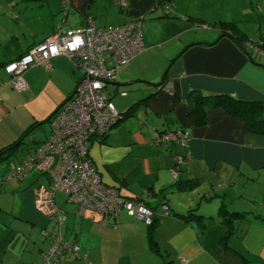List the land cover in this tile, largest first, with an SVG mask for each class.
Masks as SVG:
<instances>
[{"label": "crops", "instance_id": "crops-1", "mask_svg": "<svg viewBox=\"0 0 264 264\" xmlns=\"http://www.w3.org/2000/svg\"><path fill=\"white\" fill-rule=\"evenodd\" d=\"M166 1L127 0L128 4L122 6L118 0H70L66 29L83 28L90 18L98 26L141 21L145 48L117 69L115 78L107 84L111 90L106 86L108 95L112 100L120 90L130 95L119 110L134 104L129 114L135 109L143 111L140 122L147 124L151 134L150 125L156 132L183 128L188 138L185 144H154L153 139H146L142 143L148 152L142 155L135 149L141 139H124L122 143L127 142L132 149L108 163L107 172L97 165L92 149L96 143L111 142L116 135L111 128L103 136H93L89 154L102 180L151 205L158 221L150 238L149 225L125 210L119 220L112 218L109 222L102 221L94 210L78 211L63 233L80 249L64 253L60 264H184L181 258H186L187 264H264V203H259L264 201V190L259 192L261 186L250 185L264 184V132L252 129L247 118L249 104L264 103V49L260 41H248L240 26L230 27L232 30L223 27L226 22L244 20L242 12H248V7L264 17V0H196L192 9L186 6H192L193 0H187V4L186 0H170L175 8L173 15L164 14ZM50 2L0 0V150L22 136L16 147L4 152L24 145L14 161L50 136L49 118L83 75L69 56L58 55L50 59V67L35 65L25 70L27 86L19 89L5 68L7 62L55 30L62 18V4L59 8L58 0L52 1L57 4L48 14L45 7ZM161 82H171V89L159 88ZM229 96L242 100L240 114L230 111L234 107ZM129 131L125 124L117 130L122 134ZM188 152L191 158L174 177L172 167L177 155ZM32 171L37 175L21 182L26 199L20 214L31 226L44 229L53 219L37 207L36 183L46 177L48 184L49 178L41 171ZM239 182L250 190L247 197L252 203L231 200L229 186L234 194H242L235 188ZM215 185L224 186L225 194ZM164 200L167 214L159 208ZM224 208L246 211L247 217L231 220ZM231 226L233 233L223 239ZM49 245L46 237L43 242H28L18 260L6 261L2 255L0 264H42Z\"/></svg>", "mask_w": 264, "mask_h": 264}, {"label": "built area", "instance_id": "built-area-1", "mask_svg": "<svg viewBox=\"0 0 264 264\" xmlns=\"http://www.w3.org/2000/svg\"><path fill=\"white\" fill-rule=\"evenodd\" d=\"M118 1L122 6L128 4L127 0ZM61 4L63 16L52 34L5 64L13 85L19 89L27 86L23 76L26 69L35 65L50 67V59L54 56H69L83 72L70 96L52 114L50 136L27 149L2 179L21 178L32 170L48 175V184L36 189V204L46 216L56 219L59 226L43 229L44 235L50 238V245L43 253L42 264H60L64 253L80 249L62 232L67 214L57 201V190L64 191L67 201L77 202L80 213L94 210L104 222L112 218L119 220L122 210L147 224L157 216L156 210L144 200L125 195L116 186L106 184L89 154V140L105 135L123 116L108 95L106 86L115 78L120 66L145 48L142 23L136 19L115 26H98L90 18L83 28L66 29L70 0H61ZM163 9L164 13H171L173 2L166 1ZM109 57L113 58L111 63ZM170 85L171 82L162 83L159 88L170 90ZM187 138L188 133L178 128L158 131L155 142L185 144ZM191 156V152L177 155L176 165L172 167L174 177ZM162 207L164 213H169L166 200ZM181 261L188 263L186 258Z\"/></svg>", "mask_w": 264, "mask_h": 264}, {"label": "rangeland", "instance_id": "rangeland-1", "mask_svg": "<svg viewBox=\"0 0 264 264\" xmlns=\"http://www.w3.org/2000/svg\"><path fill=\"white\" fill-rule=\"evenodd\" d=\"M52 1L54 0H51L50 4L46 5L45 7L46 8L45 10L46 12H48V14H50V8L52 6L55 8L57 4L55 2L52 3ZM187 3L188 1L186 0L185 4ZM196 3H197L196 0H193L192 6L190 7L186 6L187 9L188 8L192 9L196 5ZM58 6L59 8L61 7V0H58ZM240 7L242 8V6ZM247 10L248 12L246 13L244 11L242 12L244 14L243 16H241V18L244 17V20L238 21L236 25L238 24V26L244 29V31L247 33L248 37L250 38V40L248 41L255 42V43L260 41L261 43L260 48L264 49V17H260V15L256 13V11H253L252 8L250 7H248ZM60 12L62 13V16H63V11L61 8H60ZM174 12H175V8H173L170 14L173 15ZM257 14H258V17H257ZM7 24L13 25V23L10 21H8ZM203 25L205 27H209L208 24H203ZM142 29L143 31H145L144 25ZM237 33L239 35L240 31H237ZM247 44L249 46H252L251 43L249 42H247ZM112 61H113V58L109 57L108 62L111 63ZM34 68L35 67H32L30 69H34ZM124 86L127 87V85H122L120 87H124ZM107 89L111 90L109 86H107ZM124 89H127V93L129 92L128 88H124ZM121 91L122 90L116 93L113 97L114 99L113 101L115 102L118 110H119V106L124 105L125 103H127V101L130 100V95L128 94L123 95L124 92H121ZM119 111L122 112L123 116L119 119V121L116 124H114L111 127L112 132L116 135L114 139L111 142H109L111 144H109L108 142L96 143L97 144L96 148L93 146V149H92L93 154H95V157H96L97 165L100 166L102 169L106 170L107 172H110L108 163H111L114 160L120 158L123 154L127 155L129 153V150L132 149L131 148L132 146L127 144V142H125L126 144L122 143L124 139H128L130 141H132L131 138H135L137 141H139L138 139H141L139 142L135 144L136 146L135 149L138 155H142L141 154L142 152L144 153L148 152L147 148L144 147V143L142 142H145L146 139L147 141L151 142V140L153 139V143L155 144V141L157 138V132L156 130H154L153 126L151 127L150 125V128L152 129L151 131H153L151 134V132H149V128L147 124L146 123L141 124L140 119L143 118L142 117L143 111H137L135 109L133 113L126 114V115L124 114V111L122 110H119ZM121 124H125L126 127L130 129V131L126 134L117 132ZM142 126H144L145 129L141 128ZM167 130H172V129H167ZM139 134H142L143 138H138ZM163 142H166V141H163ZM23 146L24 145H22L21 148L16 149V151H13L7 154L5 153L3 155V159H0V204L3 205V207L0 205V257L2 255L5 256L6 261L9 259H13V258L18 260L21 255V250H24V246L26 245V243L30 242V245H31L32 241L36 239L38 241L43 242V238L46 237L44 235L43 229H41L38 226H31V223L21 218V214H20V211L23 209L25 205V199H26V194H25L24 189L21 187L22 185L21 182H23L25 178H27L28 180L29 177L36 176L37 175L36 171H30L29 174L24 176L22 179L18 177H13L5 181L2 180L4 177V174L9 172L11 170V167L15 164L14 158L16 157V155L21 154V150ZM140 157L142 160L144 161L146 160V163L148 162L145 156H140ZM36 184L38 186L47 184V178L45 177L44 179L41 180L40 183L37 182ZM250 185L256 188L258 185L261 186L262 188L258 187L259 192L264 190V187H263L264 184L251 182ZM223 188L224 186H217V191L220 192L221 194H225V190ZM235 188L238 190H242V194H239V193L234 194L236 192H233L231 190V187L229 186L230 192L233 193L232 196L234 197V198L231 197V200L233 199V201L244 203L246 205L248 204L247 202L252 203V201L247 197L249 196L248 192H250V190L246 188V185L243 186V184L239 182V183H236ZM231 193H228V195L230 196ZM56 198H57L59 205L61 207L63 206L66 209L65 213L67 214V218L61 226L62 232L65 233L67 232V227H68L67 222H69L73 214L78 212L79 204L77 202L67 201L66 195L64 191L62 190H57ZM230 203H231L230 205H232L234 202L233 203L230 202ZM259 203H264V201L260 200ZM160 207H162V203L159 205V208ZM55 226H59V224L57 223L56 219H53V223L50 224V226L46 229H51ZM46 238H49V237H46Z\"/></svg>", "mask_w": 264, "mask_h": 264}, {"label": "trees", "instance_id": "trees-1", "mask_svg": "<svg viewBox=\"0 0 264 264\" xmlns=\"http://www.w3.org/2000/svg\"><path fill=\"white\" fill-rule=\"evenodd\" d=\"M166 15H170V13H164ZM236 25V22H226L223 27L227 28V27H233V29H235ZM238 25V24H237ZM232 30V28H230ZM229 33V32H228ZM229 34H232V33H229ZM236 40L240 41L237 37H235ZM162 84V82H161ZM159 84V85H161ZM229 101H231V104L234 108H230V111H232L233 113H237V114H240L239 113V105L241 103L242 100H239V99H235L231 96H229ZM225 102V100H224ZM225 105L228 106L229 103L228 102H225ZM249 105H252V106H249L248 107V116L247 118L249 117L251 120L249 122V126H251L252 129H255V130H259V131H262L264 132V103L263 102H252L251 104ZM133 107H135V105L133 104L132 106H130L128 109L124 110V114H129L130 112L133 111ZM52 116V115H51ZM51 118V117H50ZM49 118V119H50ZM248 118V120H249ZM178 129V128H176ZM172 130H175V129H172ZM22 139V136L19 137L18 139H16L15 141H13L11 144H9L8 146H6L5 148L1 149L0 150V157H3V155L5 154L4 152L7 150V149H10L12 147H16L17 146V143ZM7 154V153H6ZM3 182V181H2ZM224 210L226 211V217L231 219V220H234V219H240V218H244V217H247V214H246V211H240V210H230V209H227V208H224ZM158 221V217L156 216L154 218V221L149 225V234H150V238H153V227L156 225ZM233 227H229L227 229V231L223 234L222 238L225 239L226 236L230 233H233Z\"/></svg>", "mask_w": 264, "mask_h": 264}]
</instances>
